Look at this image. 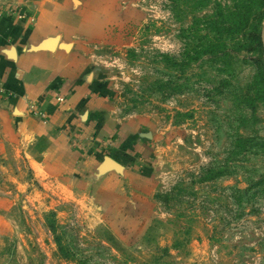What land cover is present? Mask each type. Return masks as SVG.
I'll return each mask as SVG.
<instances>
[{"label": "rangeland", "instance_id": "1", "mask_svg": "<svg viewBox=\"0 0 264 264\" xmlns=\"http://www.w3.org/2000/svg\"><path fill=\"white\" fill-rule=\"evenodd\" d=\"M109 4L82 56L131 127L86 149L116 177L70 195L0 168V264H264V0Z\"/></svg>", "mask_w": 264, "mask_h": 264}, {"label": "crops", "instance_id": "2", "mask_svg": "<svg viewBox=\"0 0 264 264\" xmlns=\"http://www.w3.org/2000/svg\"><path fill=\"white\" fill-rule=\"evenodd\" d=\"M112 15L109 0H0V168L14 167L12 182L21 165L70 195L89 190L90 177L97 189L115 179L113 164L105 170L104 155L86 149L131 127L110 117L82 56ZM73 133L83 136L82 153Z\"/></svg>", "mask_w": 264, "mask_h": 264}, {"label": "water", "instance_id": "3", "mask_svg": "<svg viewBox=\"0 0 264 264\" xmlns=\"http://www.w3.org/2000/svg\"><path fill=\"white\" fill-rule=\"evenodd\" d=\"M261 39H262V41H263V43H264V29H263L262 32H261Z\"/></svg>", "mask_w": 264, "mask_h": 264}, {"label": "trees", "instance_id": "4", "mask_svg": "<svg viewBox=\"0 0 264 264\" xmlns=\"http://www.w3.org/2000/svg\"><path fill=\"white\" fill-rule=\"evenodd\" d=\"M258 40H259V44H262V39H261V36H258ZM58 244V243H57Z\"/></svg>", "mask_w": 264, "mask_h": 264}, {"label": "built area", "instance_id": "5", "mask_svg": "<svg viewBox=\"0 0 264 264\" xmlns=\"http://www.w3.org/2000/svg\"><path fill=\"white\" fill-rule=\"evenodd\" d=\"M12 11H13V9H12ZM15 15H17L19 17V16H21V13H16Z\"/></svg>", "mask_w": 264, "mask_h": 264}]
</instances>
